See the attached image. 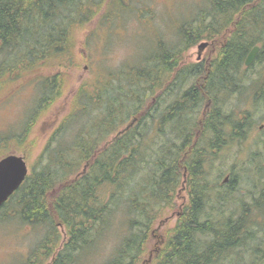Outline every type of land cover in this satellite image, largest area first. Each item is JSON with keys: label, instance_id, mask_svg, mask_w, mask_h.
Wrapping results in <instances>:
<instances>
[{"label": "trees", "instance_id": "1", "mask_svg": "<svg viewBox=\"0 0 264 264\" xmlns=\"http://www.w3.org/2000/svg\"><path fill=\"white\" fill-rule=\"evenodd\" d=\"M91 1L0 0V92L13 83L37 91L20 132L4 131L0 146L18 142L40 109L62 94L66 65L76 64L75 28L96 15ZM201 6L173 28V45L157 40L136 64L109 69L100 82L77 88L39 166L1 207H10L3 220L47 227L43 250L50 251V236L62 225L65 239L51 264H74L112 224H123V233L117 229L122 237L104 264H223L264 222L261 163L249 170L258 178L247 176V196L238 192L239 168L228 170L227 182L220 175L210 181L206 172L222 128L238 130L239 120L223 112L219 96L241 88L236 81L255 44L262 45L255 61L264 52V0H206ZM118 14L109 7L100 21ZM204 40L215 46L210 57L185 61L184 53ZM46 66L52 74L41 73ZM182 189L187 200L178 204ZM170 211L175 223L160 231L145 256L159 229L155 224ZM249 256L264 264V238Z\"/></svg>", "mask_w": 264, "mask_h": 264}, {"label": "rangeland", "instance_id": "2", "mask_svg": "<svg viewBox=\"0 0 264 264\" xmlns=\"http://www.w3.org/2000/svg\"><path fill=\"white\" fill-rule=\"evenodd\" d=\"M119 1L116 4H113L112 0L91 1L89 7L94 9L96 15L90 21H85L83 26L75 28L73 58L76 64L66 65V84L62 94L53 103L40 109L41 113L31 120L24 136L21 139L18 137V142L14 141L15 139H8L6 145L0 146V156L5 153L22 155L27 163L28 174L39 166L41 152L60 122L68 116L74 94L81 84L100 82L106 77L107 70L136 64L152 53L151 48L157 40H162L168 46L173 45L177 39V33H174L173 28L176 29L181 22L191 19L201 9L202 3H206V0H179L172 4L162 3L161 0ZM109 7L119 12L118 16L111 21H100V17ZM214 48V45L206 47L198 59L196 44L184 53V60H205L210 57ZM261 48L262 45L259 50ZM243 68L245 71L242 70L243 75L239 76L245 79V86L227 92L226 97L221 94L219 100L223 104L221 107L223 112L229 114L233 120H249L257 126L264 122V52L260 60ZM41 73L47 75L53 72L46 66ZM19 87L20 85L13 83L3 93L0 92V113L3 114L4 121L0 135L6 130L7 135L20 132L24 120L29 117V112L36 103L37 91L32 84L20 89ZM262 136L264 137V133H259L257 128L250 129L244 142H240L236 147L225 146L221 150L223 153L217 154L215 159L210 158V163L206 165L207 178L212 181L220 175L221 181L227 178L226 172L231 166L237 167L242 176L238 192L247 196L245 190L250 187L246 184L247 176H250L248 179L251 182L258 178V175H251L252 172L249 171L252 169L251 166L256 163L264 166ZM257 147L261 148L263 153L252 159L251 154ZM186 200L185 190H179L177 203L183 204ZM244 202L251 201L246 197ZM229 205L231 206V202ZM9 210L10 207L0 210V264H51L53 252L59 248L61 240L65 239L62 225L56 226L59 234L49 235L52 238L49 242L50 251L43 250L40 245L45 239L47 227L33 226L17 218L3 220L2 215ZM166 216L168 217L163 223L157 221L155 224L159 229L153 234L152 243L148 246L145 256L155 248L157 244L155 242L159 240L158 235L175 223L176 212H167ZM117 229L118 227L112 224L110 233L101 234L93 245L87 246L85 253L81 254L74 264H104L112 256L117 242L122 237L121 234H117ZM118 230L123 233V224ZM256 231L252 240L247 241V246L237 248L223 264H254L249 254L256 245L261 246L264 222L256 227Z\"/></svg>", "mask_w": 264, "mask_h": 264}, {"label": "water", "instance_id": "3", "mask_svg": "<svg viewBox=\"0 0 264 264\" xmlns=\"http://www.w3.org/2000/svg\"><path fill=\"white\" fill-rule=\"evenodd\" d=\"M207 44L206 41H202L197 46L198 58ZM259 49L258 45L250 49L244 60L245 66H249L254 61ZM27 173V163L22 155L10 153L0 158V208L23 183Z\"/></svg>", "mask_w": 264, "mask_h": 264}, {"label": "flooded vegetation", "instance_id": "4", "mask_svg": "<svg viewBox=\"0 0 264 264\" xmlns=\"http://www.w3.org/2000/svg\"><path fill=\"white\" fill-rule=\"evenodd\" d=\"M210 44L207 45V47L209 46ZM239 75H243V72H240ZM238 81H237V85L239 87H243L245 86L246 82L244 81L245 79L242 77V76H239L238 77ZM240 123L239 126H238V130L235 132V134H232V131H234V129L231 127V125H229V131L230 132H226L223 130L222 128V134L220 135V141L218 142V146H217V150H218V154H220L221 152L223 153V151H221L225 146H234L236 147V145L238 146L240 140H241V136H240V132H242L241 134H246L247 135V132L250 130V129H255L257 128V131H259V133H264V122L259 124V125H255L254 123L250 122L249 120H241L239 119V121L235 122V123ZM250 122V123H249ZM226 132V133H225ZM247 139V137H246ZM264 137L262 136L261 137V140H263ZM261 143H264V142H261ZM261 148L257 147V149L255 151H253L252 153H254L255 155H258L260 156L263 152H261L260 150ZM232 168L234 166H231ZM230 167V168H231ZM229 168V169H230ZM228 169V170H229ZM227 170V178L224 179V182H227L228 179H229V172Z\"/></svg>", "mask_w": 264, "mask_h": 264}, {"label": "snow or ice", "instance_id": "5", "mask_svg": "<svg viewBox=\"0 0 264 264\" xmlns=\"http://www.w3.org/2000/svg\"><path fill=\"white\" fill-rule=\"evenodd\" d=\"M162 3H167V4H172V3H175V2H179V0H161ZM3 114L0 113V129L3 128Z\"/></svg>", "mask_w": 264, "mask_h": 264}]
</instances>
